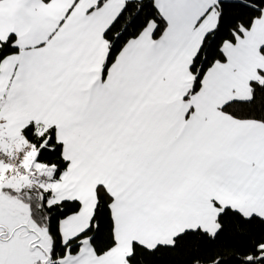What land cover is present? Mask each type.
Segmentation results:
<instances>
[{
    "label": "snow or ice",
    "instance_id": "snow-or-ice-1",
    "mask_svg": "<svg viewBox=\"0 0 264 264\" xmlns=\"http://www.w3.org/2000/svg\"><path fill=\"white\" fill-rule=\"evenodd\" d=\"M0 264H264V0H0Z\"/></svg>",
    "mask_w": 264,
    "mask_h": 264
}]
</instances>
